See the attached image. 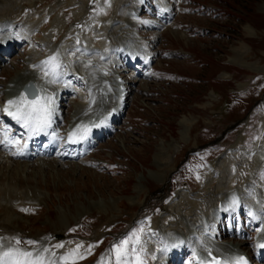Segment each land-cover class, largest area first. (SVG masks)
Wrapping results in <instances>:
<instances>
[{"label":"rangeland","instance_id":"374dc122","mask_svg":"<svg viewBox=\"0 0 264 264\" xmlns=\"http://www.w3.org/2000/svg\"><path fill=\"white\" fill-rule=\"evenodd\" d=\"M61 1L67 0H14V2H8L7 5L11 11H16L15 14L19 12L17 6L22 8V3L26 7L29 6L28 8L32 10L27 8L24 23H32L33 18L38 21L42 14L50 12L47 10L48 7L55 3L59 4ZM103 1L99 0L97 5L102 4ZM37 2L41 3L40 7H36ZM67 2L72 3V0ZM87 2L89 1L81 0L78 6L69 7L68 19L71 25L74 23L71 22L74 20L73 16H76L74 12L78 11L79 14L83 12L82 9L86 8ZM226 3L234 6L233 11L237 18H228L227 22L223 19L210 21L190 18V21L194 20L196 24L210 29L206 37L182 41L178 37L173 40L171 35L174 41L173 47L189 49L198 57L203 58L205 62H210L209 68H199L193 63L174 58L167 62L168 70L189 78H200L207 81L229 70L226 64L229 63L230 56L233 54L232 50L235 60L237 57L235 49L245 43L249 48L246 46L248 52L244 59L251 56L250 59L254 60L256 57V62L260 61L264 67V35H261L262 38H259L256 43L255 33L247 35L250 27L264 33V16L257 14V12H264V0H227ZM39 12L40 14H37ZM58 18V23L55 18H52L45 22L44 27H42L43 20L41 21L38 30H43L44 34L36 39L39 42L37 48L30 49L29 44L21 52L14 54L11 61L4 64L0 79L1 94L8 92L9 83L7 82L16 74L22 73L27 65L26 62L31 58V53L34 58L39 53L52 54L53 57L63 55L66 70H72L78 66L72 61L70 54L63 49L60 35L55 34L56 38L52 39L54 33L49 28L53 23H55V28L59 27L62 17L58 16ZM32 24L36 25L34 22ZM215 30L222 32L223 36L217 37L218 33L215 34ZM33 32L34 29L30 30L32 38L34 37ZM260 56L263 57L260 58ZM239 60L242 61V57ZM239 60L238 62L242 63ZM256 74L259 72L257 71ZM168 82L163 84V88L160 84L154 83L157 91L165 95L156 102L152 101L153 98L148 103L146 102L148 109L140 110L133 105L130 107L128 113H135L143 117L144 121H135L131 129L127 127L123 131L120 129L111 140L100 147L98 153L101 158L111 156L113 162L119 165L123 163L124 169L121 173L118 171L111 173L100 166L82 167L75 170L69 167V164L63 167V163L57 165L60 169L53 164L43 169L42 163H38L37 167H27L23 162L12 165L5 157L0 156V220H15L12 226L15 230L20 228L17 233L18 237H16L17 243L19 246L29 247L38 252L39 254L34 255V259L42 260L45 264H59V258L63 257L61 264H86L83 260L95 250L96 244L104 239L99 244L98 252L101 250L102 252L97 258L98 264H116L114 249L108 245L109 236L119 239L123 232L129 231L127 235L129 239L125 240L128 243L125 246L130 244L127 249L132 251L129 256L125 257L126 264H138V259L143 264H156L149 257L155 245L161 246L164 241H173L175 236L188 235L191 230H194L193 222L202 225V220H199L202 217H210L215 223L214 217L223 208L221 205L219 210L217 204H221L224 198L233 199V201L239 199L237 192H240L244 183L254 178V173L264 163L263 90L256 95V83H254L241 93L226 97L230 104L226 116L233 120L243 117L246 111L254 108L258 102V109L245 131V136L249 135L250 142L247 148L241 145L237 150H228V163L225 161L223 168L219 169V165L218 169L211 167L208 171L206 167L209 165H202L203 161L207 157H212L215 152L208 153L207 150H203L193 156L192 159L199 160H194L193 164L188 166L190 169L183 172V178H179L177 182L173 180L171 183L170 179L184 159L187 149L195 146V133L200 128L209 127L204 121H209L211 111L219 108L218 104L222 102L206 106V97L213 88V85L208 82L177 83L171 77ZM219 88L226 94V88ZM2 100L1 97V102ZM76 101L67 102L68 106L65 110L68 112V121L75 111L72 106L76 104ZM178 103L181 106L175 105ZM191 118L199 121L193 125L190 140L182 142L183 151L176 154L174 150L177 146L172 143L181 142L179 129L182 127L181 122L191 127L195 122V120L187 121ZM221 122L223 125H212V129H218L215 132L216 135L222 132V128H229L232 125L224 119V115L219 123ZM241 131L244 129H239L224 141L221 145L224 147L223 150L231 145L235 137L240 136ZM201 135V141L206 142L211 138V131L207 130ZM198 141L200 142V138ZM202 144L200 146H203ZM162 170L165 172V180L158 179L162 177L160 176L163 173L160 172ZM158 171L160 172L157 175L159 177L156 178ZM210 171L215 174V186L209 188L207 192H202L205 189V178ZM231 180H233L232 185H230ZM33 189L42 194L40 197L42 202H37L36 206L34 203H29L22 209V207L14 208L12 202L4 203L3 199L7 196L6 194L19 200L16 193L24 191L30 194ZM199 192L202 197L199 196ZM204 194L206 195L203 196ZM34 195L36 196V193ZM24 209H29V211H24ZM173 214L175 217L167 218V223H165L166 219L163 217ZM138 222L140 223L136 234L133 228ZM165 231L168 234H163ZM185 239L197 245L211 240L210 237H206V232L202 229L199 230V236H194L192 239L187 236ZM28 241L35 243H28ZM57 245H62L63 251L62 247H57ZM89 263L92 261L87 264Z\"/></svg>","mask_w":264,"mask_h":264},{"label":"bare ground","instance_id":"6f19581e","mask_svg":"<svg viewBox=\"0 0 264 264\" xmlns=\"http://www.w3.org/2000/svg\"><path fill=\"white\" fill-rule=\"evenodd\" d=\"M4 0H0V8L2 9V13H3V15L4 16H9L10 15V13L9 12H5L7 9L5 8V5H7V3L8 2H10V1H13L14 2V0H7L8 2L6 3V1L5 2H3ZM21 1V0H20ZM25 1V0H24ZM28 1H31V0H28ZM33 1H35V0H33ZM23 2V1H22ZM32 3V2H31ZM16 4H18V3H16ZM20 4H21V2H20ZM28 4H30V3H28ZM58 4V3H57ZM75 4H77V0H72V3H70V2H67V3H62V5H63V8L64 7H66V6H68V5H75ZM19 5V4H18ZM60 5V4H59ZM8 6V5H7ZM11 6V5H10ZM24 6H26V5H24L23 3H22V8H19V6H17L18 7V9H20L19 10V14L17 15V19H19L20 18V16H21V12L25 9L24 8ZM35 6V5H34ZM9 7V6H8ZM29 7V6H28ZM31 7V6H30ZM13 8V6L11 7V9ZM62 8V9H63ZM29 9V8H28ZM29 10H32V9H29ZM13 11V10H12ZM36 11V10H35ZM14 12V11H13ZM16 12V11H15ZM12 13V12H11ZM25 14V13H24ZM32 17H34L33 15H32ZM34 19V18H33ZM30 21V20H29ZM78 23V22H77ZM52 25V24H51ZM53 26V25H52ZM247 28V27H246ZM62 27L60 26L59 28H57L56 30L54 29V28H51V32L53 33H55L56 31H58V32H62ZM248 32H250V33H253V31H252V29H251V27L248 29ZM67 34L68 33H64L63 34V37H65V36H67ZM254 35V34H253ZM243 43V42H242ZM241 43V44H242ZM244 44V43H243ZM242 44V45H243ZM239 48V49H238ZM237 49H235V52L237 53V57H235L236 59V61H238L239 59H240V57H242V56H244L246 53H247V51L248 50H246V46L245 45H243V46H241V47H238ZM241 54V55H240ZM239 57V58H238ZM231 59L232 60H234L233 59V57H231ZM242 63H240V64H242L243 66H246L245 65V63H243V61H241ZM247 67V66H246ZM33 70V69H32ZM30 70V72H32V73H29V72H25L24 74H23V76H22V78H21V80L19 81V82H17L16 83V80L15 79H12V81H11V84H12V87H14V88H21L22 86H23V84L25 85L29 80H30V78H32V74H33V72H36L35 70ZM20 82H22V83H20ZM6 100V99H5ZM205 105V104H204ZM61 106H62V103H61ZM62 114H63V111L61 110V116H62ZM193 121V120H192ZM181 124H184L183 122H181ZM185 125V124H184ZM193 125V124H192ZM188 126V125H187ZM191 129V127H188V129ZM69 130L67 129V131H66V133L68 132ZM165 153H166V150H165ZM165 153H164V155H165ZM28 154V153H27ZM0 156H2V157H4L1 153H0ZM172 156V155H171ZM6 158V160L8 161V163L9 164H12L13 162H12V160H10L9 158H7V157H5ZM169 158V157H168ZM5 160V159H4ZM3 160V161H4ZM169 160V159H168ZM1 163V162H0ZM3 163V162H2ZM159 163H160V160H159ZM164 163H166V162H164ZM215 162H213V164H214ZM14 164V163H13ZM12 164V165H13ZM45 163H42V165H44ZM33 166H37V164L36 165H33ZM40 166V165H39ZM171 167V166H170ZM12 168V167H11ZM56 168L57 169H60L59 167H57L56 166ZM159 168H160V166H159ZM30 169V168H29ZM164 170H162V171H160V172H163ZM159 171L158 172H156L157 174L155 175L156 176V178L157 177H159V176H157L158 175V173H160ZM164 175H165V172H163L160 176H162L161 178H158V179H161V180H164ZM212 183V181L211 182H209V181H207L206 182V184H205V186L207 187L208 186V188H205L204 190H206L207 191V189H209V186H210V184ZM32 195V196H31ZM16 196V195H15ZM36 197L34 194H29V193H25L24 194V196H23V198H25V197ZM14 197V196H13ZM12 195L11 196H6L5 197V199H7V200H5V199H3L4 200V203L5 204H9V203H11L12 202V204H13V200H12ZM20 197H22V196H19V198ZM10 198V199H9ZM36 199V198H35ZM182 200H183V198H182ZM181 200V201H182ZM6 202H9V203H6ZM28 206V205H27ZM23 209V208H22ZM21 211V210H20ZM12 213V212H11ZM120 216V215H119ZM166 217V216H165ZM13 221H15V220H13V219H7V220H3V221H1L0 220V229L2 230V233L0 234L2 237H3V243L1 244L3 247H14V245H15V232H16V230L18 231L20 228L18 227L16 230H15V228H14V226H12L13 225ZM14 225H16V224H14ZM18 233V232H17ZM59 236H62V235H59ZM18 237V236H17ZM62 249V251H63V248H61ZM197 254H199V255H203V253H199V252H196ZM208 254V258H207V260L209 259V257H210V254L208 253V252H206V255ZM166 260H167V258H165ZM165 262V261H164ZM171 262V261H170Z\"/></svg>","mask_w":264,"mask_h":264},{"label":"snow or ice","instance_id":"6c2138e0","mask_svg":"<svg viewBox=\"0 0 264 264\" xmlns=\"http://www.w3.org/2000/svg\"><path fill=\"white\" fill-rule=\"evenodd\" d=\"M54 59V58H53ZM24 98L21 97V100H23ZM46 101L49 98H45ZM9 104H13L16 103L15 101H9ZM32 103V102H29ZM37 109H32L33 112H35ZM43 110L45 111L46 116H50L51 111L50 109L47 107V104H45L43 106ZM23 118L22 116H17V119H21ZM48 123L47 119H44L42 121L38 122V125L40 127H43L44 125H46ZM25 126L26 127H30V125L28 124L27 121H25ZM24 211H29V209H24ZM28 243H35L34 241H28ZM128 243V241H121L120 244L118 246H115L114 250L116 252V264H126L125 261V257L129 256L130 252L132 250H129L125 247V245ZM57 247H62V245H57ZM262 248H264V245H261ZM82 258V257H81ZM138 264H143L142 261H139ZM237 264H247L245 258L243 256L237 257Z\"/></svg>","mask_w":264,"mask_h":264}]
</instances>
